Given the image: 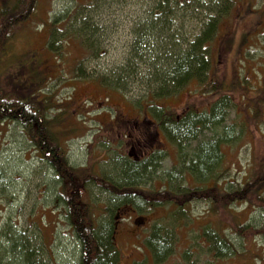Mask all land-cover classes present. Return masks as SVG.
Listing matches in <instances>:
<instances>
[{
	"label": "rangeland",
	"instance_id": "1",
	"mask_svg": "<svg viewBox=\"0 0 264 264\" xmlns=\"http://www.w3.org/2000/svg\"><path fill=\"white\" fill-rule=\"evenodd\" d=\"M23 1L26 5L11 11L13 16L8 17L17 25L11 30L14 37L6 46L8 54L0 51V95L9 94V98H3V103L12 102L7 108L16 116L10 120L1 118L0 114V264L19 261V258L17 263L13 261L14 239H10V232L29 239L32 249H39L35 256L42 264H78L81 249L71 228L70 208L64 206L66 200L73 203L76 195L72 183L75 176H65L63 168L67 165L83 174L76 175V185L78 188L83 185L81 193L84 194L80 199L89 207H80L81 210L90 209L88 215L99 217L98 221L111 218L118 213L111 208L116 196L111 192L102 193L96 182L86 181L88 172L111 177L116 173L113 168L118 160L131 155L138 157L141 147L145 150V137L137 128L149 120L152 116L149 111L158 109L156 106L162 105L175 114L189 108L203 111L224 95L228 97L224 121L204 130L199 139L188 144V150H193L198 141L201 144V140L214 138L225 127H233L232 141L221 144L225 153L223 170L228 171L227 177L232 181L227 186L239 181L244 184L248 176L247 184L252 190H262L261 197L249 194L248 205L242 202L228 207L219 200L216 204L206 200L204 191L202 196L198 194L186 202L184 208L188 217L181 213L182 218L176 212L168 213L173 206L167 209V204L149 211L141 206L137 209L130 203L131 209L122 215L118 213L115 223L114 242L119 250V264L150 261L151 255L146 249L148 228L156 220L168 221L171 217L180 221L179 237L176 251L162 264H179L183 248L198 250V232L203 223L220 227L238 243L236 251L216 258V264H264V182H256L259 177L264 178L259 172L264 165V160L261 161L264 158V0H232L229 13L221 15L215 33L206 43L213 72L211 84L197 87L196 82L191 81L170 97L160 99L155 96L157 84L154 86L150 80L152 64L155 69L164 68V62L159 60L163 50L167 48L169 54L174 55L185 49L190 37L199 33L203 22L215 14L210 5L220 8L230 0ZM13 2L0 0V7ZM169 11L174 12L175 19L172 24L165 22L166 31L158 39L160 47L154 52L149 50L145 57L150 66L138 63L136 71L140 72L130 79L133 74L126 60L130 58L135 62L132 46L139 31L136 29L144 30V24L155 20L156 16L165 17ZM84 15H93L99 31H83ZM54 19L59 21L55 22L59 29H55L54 34L57 32L63 49L52 52L45 42L50 37L48 22ZM143 30L140 35L144 34ZM168 35L174 37L177 47L168 40ZM153 46L151 43V48ZM118 71L126 85L117 87L125 88L126 92L98 83L99 76L110 80ZM20 97L38 101L37 115L45 120L43 127L49 130L51 139L61 144L62 151L56 156V159L61 158L57 161L61 164L58 175L48 168L50 155L42 152L35 142H29L28 127L22 121L24 115L14 103ZM158 137L168 154L157 163V173L139 187L156 191L158 197L164 198L167 172L179 157L173 143L162 134ZM131 144L135 149L130 148ZM184 180L193 185L189 174L186 173ZM226 206L234 218L224 215ZM167 215L168 218H164ZM240 222L247 226L238 228V234L232 227Z\"/></svg>",
	"mask_w": 264,
	"mask_h": 264
},
{
	"label": "trees",
	"instance_id": "2",
	"mask_svg": "<svg viewBox=\"0 0 264 264\" xmlns=\"http://www.w3.org/2000/svg\"><path fill=\"white\" fill-rule=\"evenodd\" d=\"M3 1L6 2V0ZM164 1L165 3L171 1L175 2V0ZM222 1L226 2L225 0ZM200 2L202 1L200 0ZM231 3L232 0H230L229 3L221 4L220 8H218L219 6L210 5L212 6L210 9L215 12V14L209 19L206 18L207 20L203 22L200 32L190 37L187 47L182 50L178 49L179 53H174V55L169 54L170 50L165 48V50H163L164 54L159 58V60L161 59L164 62V68L158 67V69H155L154 64H152L153 67H151L152 71H150V74H152L150 75V80L153 81L154 86L157 84V95H155L157 98L170 97V95L191 84V81H195L197 87L203 86V84L207 87L211 84L210 81H212L211 77L213 72L211 70V59L208 57L209 49H207L206 43L211 40L212 35L215 33L221 15H226L231 10ZM23 4L26 5L23 0H14L11 5L7 6L3 3L0 7V51L5 52L6 55L8 54L6 47L7 43L14 37L12 36L13 33L11 30L17 26L15 21H12L8 17H12L13 15L10 12ZM164 9H166V7H164ZM77 10L78 9H74V11ZM25 11L28 14V11ZM165 15V17L160 19L156 16V18H154L155 20L152 19L150 23L144 24V30L139 28L136 29L139 31L138 35H136V42L132 46V57L135 59V62L130 60V58L126 60V65L130 67L129 71L133 74L132 77L130 76V79L136 78L138 74L137 71L140 72V70L136 71L138 63H143L147 68L150 66L147 64L148 62L145 60V57L150 53L149 50L154 52L157 47H160L158 39H160L166 31L165 22L172 24V20L175 19L173 11H169V13ZM92 16H83L81 20L83 31L90 30L93 33H96V30L99 31L98 24L92 20ZM55 22L58 23L59 21H57V19L49 20L48 24H50L51 28H49L48 32L50 37L48 36L45 42L47 48L52 52L58 49L61 51L63 49V46H61L60 42L57 40V32L54 34L55 29H59L55 27ZM140 30H143V35H140ZM137 31H134V34H136ZM167 38L174 46H178L173 40L174 37L168 35ZM170 42L168 43L170 44ZM151 43H154L155 48L154 46L151 48ZM142 51L147 53H143ZM30 68L34 71L33 67L30 66ZM104 77L105 76H99L98 83L100 85L105 88H112L115 91L119 89L126 92L124 90L125 88L121 89L117 87L126 85L121 78L123 75L119 74V71L117 74L110 76V80ZM4 96L5 97L0 95V103L4 102L3 98H9V94H5ZM227 98L228 97L225 95L219 96L206 110L196 111L193 109L190 110L189 108L185 109L182 114H175L172 111H168L162 105L156 106L158 109L155 108L149 111V115H152L148 118L149 120L143 122L144 124L137 128L138 133L141 132L145 137V143L143 144L145 150L141 147L138 157L134 158L132 155L130 157L127 155V159L118 160L113 168L116 173L112 174L111 177L104 178L100 174L88 172L87 177H85L86 181H91L94 184L96 182L95 185H97V189L100 188L102 193L111 192L112 195L116 196L112 200L113 206L111 205L114 213L117 212L121 205L129 206L130 203H134L137 209L144 207L149 211H153L154 207L160 208L161 206L164 207V204H167V209L173 206V209L169 210L168 213L176 212L177 216L180 218L181 215L179 214L181 213L182 216L184 213L187 215L186 209L184 208L186 202L190 201L198 194L202 196L204 191L207 193V196L204 197L206 200H212L215 204L218 203L219 200L221 204H228V207L231 204L236 205V203L239 204L242 202L248 205L250 201L247 200V195L249 194L260 198L262 190H252L251 185L247 184L249 182L248 176L246 179L247 182L244 184L239 181L234 186H227L228 182L232 183V181L227 177L228 171L226 172L223 170L222 163L225 153H223L221 149V144L232 141L231 139L234 135L232 133L234 130L233 127H225L224 131L215 134L214 138L201 140V144L198 141L193 150H188V144L199 139L200 134H202L204 130L211 128V126L215 124H222L226 113L224 109L228 106ZM15 100L14 103H16L17 107L20 106L18 111L24 115L22 121L24 126L26 128L28 127L26 132L29 137V142H35L42 152H47L46 154L50 155L47 158V162L49 163L48 168H51L53 173L58 175L59 173L57 170L61 167V164L57 161L61 160V158L56 159V156L62 151L61 144L54 140V138L51 139V135L48 132L49 130L43 127L45 120L40 119L37 115V111H39L36 108L37 105H39L38 101L21 97ZM2 103L0 105L1 118L10 120L16 118V116H14V111H8L7 108L12 102H8L9 104L3 103L4 105ZM161 134L168 142L173 143L175 147H177V154L179 157L176 162H173L172 169L167 172L168 180H166V192L164 190L166 197L164 198L158 197L156 191L139 187L142 183L145 184L149 181L152 174L157 173L159 168L157 163H161L162 158L164 159L168 154L167 149L162 146V143L157 142L159 141L158 136ZM160 144L161 147H159ZM262 160H264V158H262L261 161ZM129 162L130 164H128ZM260 165L261 164L258 165V168H260ZM63 170L64 173H66L65 176L69 174L75 176L73 177L72 183L76 187V195H74L73 203H71L72 200H66L67 203H65L64 206L65 209L70 208L71 228L81 249L80 256L78 257V264H119V250L114 242L117 213L111 216V218L108 217L107 219H100L101 221H98L99 217L92 218V215H88L90 209L85 208L81 210L80 207H89V204H83L80 199L82 194H84L81 193L84 191L83 185L80 184L79 188L76 185L78 179L76 175L80 176L79 173L81 172H76L74 168L67 165ZM259 172L264 176V165ZM186 173L192 177L193 185H188V183L185 182ZM263 179V177H259L256 182L260 184L264 182ZM58 182H60V180H58ZM103 182L107 183V185ZM207 191H210V193ZM204 198L202 197V199ZM199 199L200 197L198 196V200ZM111 208L108 207L110 210ZM225 212H228V214L226 215ZM225 212L223 213L228 218L235 217L230 208ZM164 218H168V215ZM190 219L192 220V218ZM179 222V219L176 218L172 220V217L168 218V221H154L153 225L148 228V233H150V235L146 238V243L148 244L146 249L150 252L151 260L149 261L146 259L145 262L135 261L134 264H162L166 261L167 257L169 255L171 256V253L176 251L175 246L177 245L179 237V232L177 230ZM235 225L236 226L232 228L238 234H240L238 228L247 226L245 222H240V224ZM201 228V231L199 230L198 232V244L200 247L195 252L183 248L179 253V264H216L214 262V260H218L216 258L220 256H229L236 251L238 243L235 242V237L228 234L225 235V230L211 225L210 223H203ZM10 236L11 240L14 239V241H12V250L15 255L13 257L14 263H17L16 259L19 258L17 264H42L40 260H36L35 256V252L39 249L34 248L36 249L34 251L29 239L19 236L16 232H10Z\"/></svg>",
	"mask_w": 264,
	"mask_h": 264
},
{
	"label": "flooded vegetation",
	"instance_id": "3",
	"mask_svg": "<svg viewBox=\"0 0 264 264\" xmlns=\"http://www.w3.org/2000/svg\"><path fill=\"white\" fill-rule=\"evenodd\" d=\"M157 142H159V141H157ZM130 148H132V149H135L134 147H133V144H131V146H130ZM130 207L129 206H121V207H119L118 208V213H121V215H122V213L123 212H125V211H129L130 209H129ZM117 213V214H118ZM116 218H118V215L116 216ZM142 220L140 219V222H141ZM116 223V222H115Z\"/></svg>",
	"mask_w": 264,
	"mask_h": 264
}]
</instances>
